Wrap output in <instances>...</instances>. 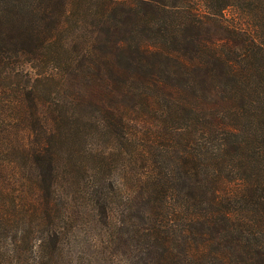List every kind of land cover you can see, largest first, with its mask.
<instances>
[{
    "label": "trees",
    "instance_id": "16d2710c",
    "mask_svg": "<svg viewBox=\"0 0 264 264\" xmlns=\"http://www.w3.org/2000/svg\"><path fill=\"white\" fill-rule=\"evenodd\" d=\"M2 115L37 173L20 205L0 200V264L72 260L56 146L86 122L112 145L91 201L118 239L101 174L132 164L127 264H264V0H0Z\"/></svg>",
    "mask_w": 264,
    "mask_h": 264
},
{
    "label": "rangeland",
    "instance_id": "374dc122",
    "mask_svg": "<svg viewBox=\"0 0 264 264\" xmlns=\"http://www.w3.org/2000/svg\"><path fill=\"white\" fill-rule=\"evenodd\" d=\"M226 14L232 17L234 12L229 10ZM20 66L24 70L29 69L25 63ZM48 88L49 85L45 93H48ZM4 98L7 100L9 96ZM44 99L47 100L46 97ZM89 112L90 110H84L83 114L88 115ZM20 127L21 125L15 119L12 120L7 115L0 116V140L2 141L0 143V165L7 166L9 163L19 165L17 169L10 166L1 177L0 200L7 201L11 210L21 204L24 185L32 184L37 173L36 168L30 166L29 159H26L19 150V145L11 144L17 135H22ZM102 132L101 129L86 122L76 133V137H72L71 140L63 139L56 146L62 163L61 187L66 185L68 180L66 165H70L69 170L73 175L74 183L72 189L67 190L66 199L70 202L71 211L76 218L72 223V234L67 239L71 242L69 251H71L72 260L64 264H127L141 243V235L135 233L142 227L141 216L138 209L127 210L135 205L141 206L136 203L131 191L134 180L128 154L123 156V159L120 155L118 159H104L105 168L101 174L105 183L102 196L111 195L113 224L122 229L120 239L113 236L109 226L96 222V214L91 201L93 168L97 164L99 154L109 153L112 148ZM118 146L123 150L120 145ZM14 154L17 159H12ZM13 228L17 229L16 226ZM6 236L8 239H14L15 234L12 230Z\"/></svg>",
    "mask_w": 264,
    "mask_h": 264
}]
</instances>
